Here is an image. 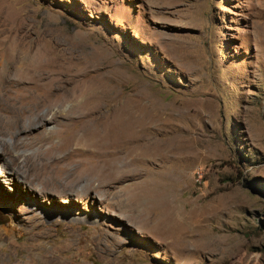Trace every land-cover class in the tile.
<instances>
[{"label": "rangeland", "instance_id": "rangeland-1", "mask_svg": "<svg viewBox=\"0 0 264 264\" xmlns=\"http://www.w3.org/2000/svg\"><path fill=\"white\" fill-rule=\"evenodd\" d=\"M0 9L56 65L92 79L103 111L135 108L140 146H160L82 156L85 145L73 144L57 152L72 158L58 169L106 172L62 193L33 182V166L64 138L33 143L81 123L1 127L0 264H264V0H0ZM162 221L180 233L157 236Z\"/></svg>", "mask_w": 264, "mask_h": 264}, {"label": "bare ground", "instance_id": "bare-ground-1", "mask_svg": "<svg viewBox=\"0 0 264 264\" xmlns=\"http://www.w3.org/2000/svg\"><path fill=\"white\" fill-rule=\"evenodd\" d=\"M7 16L0 9V128H9L10 133L17 129L22 132L24 131L22 124L26 119L33 121L36 126L45 127L50 122L59 123L60 116H64L73 123H81L77 129H73L67 123H60L62 128L60 133L54 132L50 138H40L36 142L34 141L33 144H39L43 148L44 145L51 144L56 135L64 138L62 145L56 146L54 144L41 153L42 155H39V160H36L37 162L33 166V182H42L51 191L65 193L75 192L77 186L86 180L92 182L95 175L101 180V173L104 169L96 168V172H86V174L79 171L80 169L79 172H72L66 166L58 169L61 162L72 158L65 156L56 159L57 152H62L73 144L85 145V149H78L81 154H77L82 156L94 152L95 149L102 151V148H115V150L121 148L129 153L160 148L155 143L144 145L142 143L140 146L141 139L134 138L135 126L144 124V117L138 114L135 108L125 105L116 107L111 111H103L101 105L103 96L96 92L98 87L92 79H81L80 76L70 74L65 67L56 65L37 42H28V36L23 34L13 24L14 22L10 23ZM4 96H8L7 99H10L12 103L18 99L24 100V106L27 108L21 109L19 106V110L13 109L4 101ZM67 104H73V108L71 112L64 114L63 109ZM44 108L49 110L45 116L40 115ZM56 109L59 111L56 112ZM116 152L118 154V151ZM109 155L111 156V154ZM52 158L55 159L50 162L45 161ZM125 173L127 175V172ZM101 183L96 188L99 191L102 189ZM88 187L92 188V183H89ZM162 222L159 223L156 230L157 236L173 235L176 233V229L180 230L173 221L170 223Z\"/></svg>", "mask_w": 264, "mask_h": 264}]
</instances>
